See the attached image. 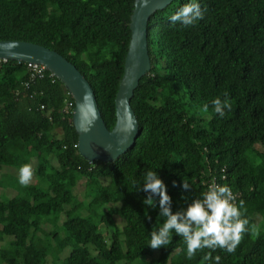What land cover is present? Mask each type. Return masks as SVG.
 <instances>
[{"label": "trees", "instance_id": "16d2710c", "mask_svg": "<svg viewBox=\"0 0 264 264\" xmlns=\"http://www.w3.org/2000/svg\"><path fill=\"white\" fill-rule=\"evenodd\" d=\"M133 2L0 0V40L34 43L75 65L111 130ZM189 2L173 0L147 21L150 70L130 100L139 133L112 162L79 154L74 103L63 110L65 99L74 100L57 78L0 60V172H19L35 160L38 179L25 187L15 175H0V186L17 191L0 199L7 244L0 264H46L49 254L54 264H211L203 261L208 249L187 259L174 232L167 247L148 246L163 223L158 197L155 209L142 203L148 170L164 181L174 212L213 181L231 187L235 203L244 202L249 231L234 253L217 249L212 256L221 257L219 264H264V0H196L203 19L173 23L171 16ZM225 93L231 110L221 118L211 101Z\"/></svg>", "mask_w": 264, "mask_h": 264}, {"label": "water", "instance_id": "95a60500", "mask_svg": "<svg viewBox=\"0 0 264 264\" xmlns=\"http://www.w3.org/2000/svg\"><path fill=\"white\" fill-rule=\"evenodd\" d=\"M173 0H134L130 15V42L123 75L115 96L116 121L109 130L99 111L87 79L75 65L57 52L25 42L0 40V60L42 65L57 78L74 100L71 122L78 135L79 154L87 161L112 162L130 149L138 136V123L130 105L142 76L150 70L147 48V21L151 14Z\"/></svg>", "mask_w": 264, "mask_h": 264}, {"label": "clouds", "instance_id": "9594fccd", "mask_svg": "<svg viewBox=\"0 0 264 264\" xmlns=\"http://www.w3.org/2000/svg\"><path fill=\"white\" fill-rule=\"evenodd\" d=\"M201 19H203V12L196 0H190L171 16L173 23L179 21L184 26H191ZM211 103L214 112L221 118L225 116L226 110H231L227 93L224 94L223 100L216 97ZM201 111L207 113L208 104H204ZM33 175L32 166L24 164L19 169V183L27 187ZM142 184V191L147 193L142 201L143 205L146 208L155 209L158 197L157 219L163 218L162 226L150 233L148 246L154 250L167 247L171 243L174 232L182 237L186 245L187 259L192 260L198 251L208 249L203 261L219 264L221 257L219 255L213 257L212 253L217 249L229 254L234 253L243 239V234L249 231L250 221L245 215L244 202L240 201L239 205L235 203L236 197L227 184L213 183L200 197L193 199L185 208L175 212L172 209V198L167 192V187L156 171H146ZM182 188L186 191L190 188L186 180H183ZM145 215L148 216V213L146 212ZM148 219L151 220V217L148 216ZM251 230L255 232V226H252Z\"/></svg>", "mask_w": 264, "mask_h": 264}, {"label": "rangeland", "instance_id": "374dc122", "mask_svg": "<svg viewBox=\"0 0 264 264\" xmlns=\"http://www.w3.org/2000/svg\"><path fill=\"white\" fill-rule=\"evenodd\" d=\"M35 162H36L35 160L32 161V164H31L32 168H34ZM4 172H7L10 175H15V176L19 177V172L16 171L15 169H12V170L7 169L6 170V168L3 167V169L0 172V175H1V173H4ZM31 182L32 183H38V179L35 176H33ZM83 189H84V183H83V179H81V180L78 181L77 187L75 189V192L78 194L79 197H82V195H83L82 194V190ZM16 192L17 191L13 190L10 187L5 188V187L0 186V199H5V198H10L12 196H15ZM115 220H116L117 223H122L121 218L118 217V216L115 218ZM43 227H46V229H50V228L52 229L53 228L49 224H46V225L44 224ZM6 247H7L6 241L0 235V256H5L6 255V253H5ZM46 253L49 254V253H51V251L45 249L43 251V254H46ZM46 259H47V263L46 264H54L53 263V259L51 258V254H49Z\"/></svg>", "mask_w": 264, "mask_h": 264}, {"label": "built area", "instance_id": "2783aa9c", "mask_svg": "<svg viewBox=\"0 0 264 264\" xmlns=\"http://www.w3.org/2000/svg\"><path fill=\"white\" fill-rule=\"evenodd\" d=\"M27 65H28V67H29V69H30V71H31V75L32 76H34V75H41V73H42V70H45L44 69V67L42 66V65H38V64H30V63H27ZM67 94L69 95V96H71L70 95V93L67 91ZM73 101H70V100H68V99H65V103H64V106H63V110L65 111V112H69L70 110H71V108L73 107ZM40 108L42 109L43 108V106H40ZM74 108V107H73ZM72 112H73V110H72ZM214 183V181L212 182V184ZM212 184H209V186L210 185H212ZM208 186V187H209Z\"/></svg>", "mask_w": 264, "mask_h": 264}]
</instances>
